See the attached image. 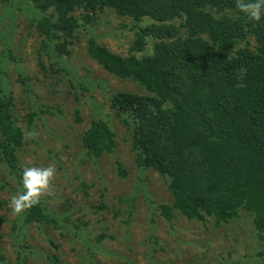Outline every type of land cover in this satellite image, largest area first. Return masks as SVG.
<instances>
[{
  "label": "trees",
  "instance_id": "1",
  "mask_svg": "<svg viewBox=\"0 0 264 264\" xmlns=\"http://www.w3.org/2000/svg\"><path fill=\"white\" fill-rule=\"evenodd\" d=\"M30 1L41 14L35 29L45 40L56 34L71 36L80 26L71 15L74 9L84 12L86 22L98 8L135 23L152 21L134 31L130 48L143 52L150 39V55L122 57L94 38L87 45L89 57L104 71L130 79L148 93L103 86L110 108L130 136L137 170L159 174L171 196L169 204L151 203L152 208L168 223L178 213L188 221L212 219L216 228L244 211L252 215L264 247V18L251 20L236 7L237 0ZM48 10L51 15L44 16ZM55 51L57 56L66 53V42ZM11 108L12 99L0 88V164L21 187L17 150L23 133ZM36 115L28 118L31 127ZM81 144L91 157L113 154L115 134L95 117ZM116 165L119 175L126 176L121 164ZM21 218L26 226L56 222L42 200ZM28 254L60 264L55 255L19 245L17 260L23 262Z\"/></svg>",
  "mask_w": 264,
  "mask_h": 264
},
{
  "label": "rangeland",
  "instance_id": "2",
  "mask_svg": "<svg viewBox=\"0 0 264 264\" xmlns=\"http://www.w3.org/2000/svg\"><path fill=\"white\" fill-rule=\"evenodd\" d=\"M39 15L30 0H0V88L12 99L11 112L23 133L17 150L21 174L26 167L56 169L50 195L41 198L56 222L23 225L21 214L10 207L20 185L0 164V264H49L32 254L19 262L21 244L55 255L60 264H264L251 214L241 211L239 218L216 228L212 219L188 221L178 213L168 223L152 208L151 203L169 204L171 196L159 174L137 170L130 136L103 86L148 93L130 79L110 75L87 53L94 38L122 57L150 55V39L143 52L130 48L134 31L152 21L135 23L98 8L86 22L84 12L74 9L71 15L80 26L71 36L45 40L35 29ZM63 42L67 52L57 56L55 47ZM35 112L31 127L28 118ZM95 117L115 134L113 154L91 157L82 147L83 133ZM117 162L126 176L117 172Z\"/></svg>",
  "mask_w": 264,
  "mask_h": 264
},
{
  "label": "clouds",
  "instance_id": "3",
  "mask_svg": "<svg viewBox=\"0 0 264 264\" xmlns=\"http://www.w3.org/2000/svg\"><path fill=\"white\" fill-rule=\"evenodd\" d=\"M236 7L251 20L260 22L264 18V0H237ZM56 169L48 167H26L20 177V190L10 199V207L16 215L38 205L41 198L50 195L49 189Z\"/></svg>",
  "mask_w": 264,
  "mask_h": 264
}]
</instances>
